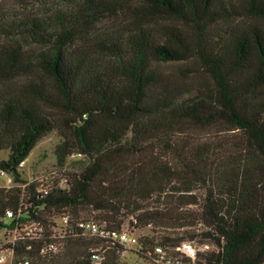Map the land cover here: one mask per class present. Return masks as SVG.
<instances>
[{"label": "trees", "instance_id": "16d2710c", "mask_svg": "<svg viewBox=\"0 0 264 264\" xmlns=\"http://www.w3.org/2000/svg\"><path fill=\"white\" fill-rule=\"evenodd\" d=\"M15 1L0 12V170L14 182L0 228L46 234L17 241L12 264H127L110 245L94 261L101 241L79 236L41 254L63 214L147 249L194 242L199 264H264V0ZM52 130L59 165L80 157L58 172L66 187L19 171Z\"/></svg>", "mask_w": 264, "mask_h": 264}, {"label": "built area", "instance_id": "2783aa9c", "mask_svg": "<svg viewBox=\"0 0 264 264\" xmlns=\"http://www.w3.org/2000/svg\"><path fill=\"white\" fill-rule=\"evenodd\" d=\"M24 160L20 161L18 166L22 167ZM0 173L7 175L8 172L0 170ZM11 180V179H9ZM48 180V179H47ZM49 185L56 181L57 186L66 187L67 179L57 172L50 176ZM47 186L41 188L40 192H46ZM12 212H6V218H11ZM6 229V228H5ZM7 230V229H6ZM11 238L0 242V264L6 260L4 252L9 253V262L12 264L14 257L13 245L17 241L26 242V248L29 249L32 243L44 241L46 229L39 222H33L28 226L17 227L11 231ZM96 238L101 243L91 249V258L98 262L103 259L104 247L110 245L117 253H129L132 250H145L144 255L148 264H199V255L204 251V246H199L194 242H184L176 247H167L160 244L143 246L138 240V235L126 227L116 229L109 227L105 222L96 219H78L72 221L68 214H63L58 221L51 227L47 242L40 249L41 254H59L61 253L67 239L71 237ZM20 264H29L27 258L23 259Z\"/></svg>", "mask_w": 264, "mask_h": 264}, {"label": "rangeland", "instance_id": "374dc122", "mask_svg": "<svg viewBox=\"0 0 264 264\" xmlns=\"http://www.w3.org/2000/svg\"><path fill=\"white\" fill-rule=\"evenodd\" d=\"M12 6L17 7L15 0H0V12ZM58 141L59 136L54 130H52L37 142L35 147L30 151L27 158L24 159L23 166L19 167L21 176L24 179L27 181L41 177L44 179H49L50 176L56 172L59 174V171H71L77 169L78 165L75 161L80 157L76 155L68 156L62 165L57 163L54 148ZM6 156L7 150H0V159L6 158ZM13 184L14 182L12 174L8 173L7 175H3L0 173V187H10ZM142 232L147 231L143 230ZM9 238H11V233L5 228H0V242L4 241L5 239L8 240ZM62 251H64V248ZM4 255L6 256V260L2 264H10L9 253L5 251ZM119 260L127 264H148L147 262L143 261V259L132 253H123L120 255ZM46 264H49L48 259Z\"/></svg>", "mask_w": 264, "mask_h": 264}]
</instances>
